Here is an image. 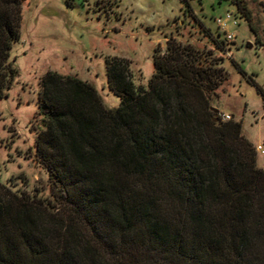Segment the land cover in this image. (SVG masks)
<instances>
[{
    "label": "trees",
    "instance_id": "1",
    "mask_svg": "<svg viewBox=\"0 0 264 264\" xmlns=\"http://www.w3.org/2000/svg\"><path fill=\"white\" fill-rule=\"evenodd\" d=\"M23 1L0 0V101ZM210 56L168 41L147 90L108 60L111 110L91 85L46 73L34 157L55 205L0 184V264H264V170L240 121L212 122L224 74Z\"/></svg>",
    "mask_w": 264,
    "mask_h": 264
},
{
    "label": "rangeland",
    "instance_id": "2",
    "mask_svg": "<svg viewBox=\"0 0 264 264\" xmlns=\"http://www.w3.org/2000/svg\"><path fill=\"white\" fill-rule=\"evenodd\" d=\"M227 12L238 21L228 33L214 21ZM203 29L224 42L226 51L217 52ZM168 41L212 54L224 80L210 108L241 122L242 136L254 150L263 149L255 151V166L264 170V0H25L10 51L17 75L0 101V184L55 205L48 173L34 157V141L43 130L36 113L46 73L91 85L106 109H116L120 102L108 88L106 62L126 60L134 87L147 90L153 55H165Z\"/></svg>",
    "mask_w": 264,
    "mask_h": 264
},
{
    "label": "built area",
    "instance_id": "3",
    "mask_svg": "<svg viewBox=\"0 0 264 264\" xmlns=\"http://www.w3.org/2000/svg\"><path fill=\"white\" fill-rule=\"evenodd\" d=\"M214 21H215L216 26L219 27L221 30H223L225 32H227L228 28H230V27H237L238 26V21H237L235 15L232 12H227L224 18L219 17V18L215 19ZM226 38L228 40H233L234 39L233 35H231V34H228L226 36ZM217 119H218V122L225 123V122L230 121V116L226 115L224 113H219L218 112L217 113ZM255 151L257 153H259V152L262 153L263 149L260 146H258V147H256Z\"/></svg>",
    "mask_w": 264,
    "mask_h": 264
},
{
    "label": "water",
    "instance_id": "4",
    "mask_svg": "<svg viewBox=\"0 0 264 264\" xmlns=\"http://www.w3.org/2000/svg\"><path fill=\"white\" fill-rule=\"evenodd\" d=\"M210 110L213 113L212 122L215 123L216 126H218L219 125L218 124V119H217V113H218V111L216 109H214V108H211Z\"/></svg>",
    "mask_w": 264,
    "mask_h": 264
}]
</instances>
